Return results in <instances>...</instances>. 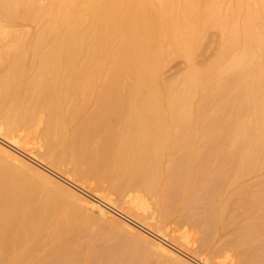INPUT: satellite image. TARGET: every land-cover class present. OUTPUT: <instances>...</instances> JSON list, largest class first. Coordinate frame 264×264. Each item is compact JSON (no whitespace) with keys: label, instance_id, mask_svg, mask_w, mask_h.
<instances>
[{"label":"bare ground","instance_id":"6f19581e","mask_svg":"<svg viewBox=\"0 0 264 264\" xmlns=\"http://www.w3.org/2000/svg\"><path fill=\"white\" fill-rule=\"evenodd\" d=\"M42 119L40 159L97 200L0 143V264H204L226 217L264 264V0H0V137L29 153ZM172 219L203 237L193 263L150 234Z\"/></svg>","mask_w":264,"mask_h":264},{"label":"rangeland","instance_id":"374dc122","mask_svg":"<svg viewBox=\"0 0 264 264\" xmlns=\"http://www.w3.org/2000/svg\"><path fill=\"white\" fill-rule=\"evenodd\" d=\"M214 32L215 31H210V33H208L209 36L207 35L205 40L203 41L202 50L204 52L202 51V54L200 52L196 56L197 59H195V61L197 64L207 62V60L209 62L210 59H212L211 56L214 55V49L216 47V42H217V35H216V32L215 33ZM211 33L213 36L211 35ZM214 35H215V37H214ZM206 46H208V47H206ZM210 46H212V47L209 49ZM183 62L184 61H182V60L174 61L173 64L170 65L169 68H167L165 70L166 73L164 72L165 74L162 75V79L164 77V79L169 80L170 77L172 79V78H176L179 75H181V73H183V70H185V68H186V64H185V62L184 63ZM44 125H45V119L44 120L42 119V123L39 126L38 131L36 133H33L32 136L30 135L31 137L28 138V141H29L28 142L29 143L28 149L31 152H36V154L29 152V153H31V155H30L27 150L26 151H24L23 149H21L22 151L20 149L18 150V148H16L17 147L16 145L9 144L8 141L7 142L4 141L5 139L3 140V137H0V143L2 145L6 146L7 148H10L14 151L15 150L18 151L22 155V157L24 156L23 158L25 160H27V162H29L32 166L40 169V171H42V173H46V175H48L51 178H53L54 180L60 182V184L62 186L68 188L69 190L76 192V194H78L79 196L86 198V199L94 198L95 200H97L96 197L93 196L94 193L92 190L87 189L86 187H83V185H81L75 181H72V179H69V177H66V175L62 174L61 172L54 170L49 165H46L40 159L41 158L40 155H42V152L44 151V145L42 142V135H41V133L45 129ZM112 198L117 200V197L115 195H113ZM101 201L107 203V201H105V200H101ZM126 205H129L133 209H136L137 207L140 208V211H144V213L146 214V218H151L154 216H155V218H157L156 203H155L154 199L147 196L143 191L131 193L130 197L127 199V202L125 203V206ZM106 206L112 210L117 209L118 211H120L119 208L115 205L114 201L108 202V205H106ZM125 215L129 216L128 214H125ZM129 217H131V216H129ZM227 218L228 217H226L224 219L225 220L224 222L226 223V220H227L226 224L227 225L229 224V225L227 226V225H225V223H223L222 226H220L219 230H218L219 232L222 231L223 234L220 236L219 232L217 231L218 233L216 232L215 233L216 235L214 234L215 236H218L217 238L214 235H212L213 238L212 237L207 238V241H210V242L206 241L207 244L205 246V249H203L201 251H198L200 246H201L202 238H203L201 236L200 232L190 225H181L175 219L174 220L172 219L171 221H168L166 223L164 222V224H162L160 222V226L162 227V229L165 232V235H167V236H165L162 233H157V232L155 233L156 235L153 233H150V234H152L153 236H155L158 239H161L164 243H167V245H170L173 248L176 247L175 249L178 251V255L183 260H186L189 263H193V261L195 259L191 258V256L194 253H197V251H198L202 255H204V261H206L204 264H243L242 258L239 255V253L235 249H232L230 246L231 245L230 241L232 238L231 235H232L234 228L237 226V223H230V222H228ZM174 221H176V222H174ZM143 226H145V225H143ZM226 226L228 227V230H229V231L227 230L226 232H228L230 236L227 235V233L225 232V230L227 228ZM221 227H223L222 230H221ZM224 227H226V228H224ZM160 234L162 235V237ZM104 237H105L104 238V241H105L104 246L108 245V244L110 245L112 243V239L108 240L110 238V236L107 234V235H104ZM226 237H227V239H225ZM214 238H216V240ZM110 241H111V243H110ZM208 245H210V246H208ZM156 262L157 263H155V262L154 263L155 264L161 263V262L159 263V261H156ZM194 262L200 264L196 260ZM164 263L165 262H162V264H164ZM165 264H168V263H165Z\"/></svg>","mask_w":264,"mask_h":264}]
</instances>
